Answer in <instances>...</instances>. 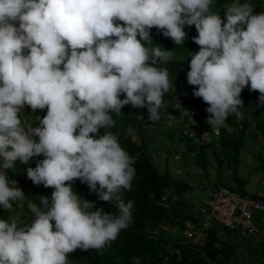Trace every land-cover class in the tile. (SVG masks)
Instances as JSON below:
<instances>
[{"label": "clouds", "instance_id": "clouds-1", "mask_svg": "<svg viewBox=\"0 0 264 264\" xmlns=\"http://www.w3.org/2000/svg\"><path fill=\"white\" fill-rule=\"evenodd\" d=\"M212 4L0 0V208L25 204L6 171L17 160L27 165L42 155L24 171L33 184L54 189L51 201L26 202L31 222L0 219V264H69L76 249L101 251L130 226L134 205L122 196L132 189L136 157L106 130L125 105L146 107L152 123L160 119L164 93L173 88L166 65L174 54L153 45L152 28L183 45L185 26H195L199 51L177 80L194 86L193 95L208 105L212 128L233 114L243 119L245 88L264 102V12L254 14L249 0H233L225 21ZM26 105L32 113L47 109L46 115L22 120ZM76 180L116 211L81 198Z\"/></svg>", "mask_w": 264, "mask_h": 264}, {"label": "trees", "instance_id": "trees-1", "mask_svg": "<svg viewBox=\"0 0 264 264\" xmlns=\"http://www.w3.org/2000/svg\"><path fill=\"white\" fill-rule=\"evenodd\" d=\"M232 2L233 0H213L211 10L219 13L226 21L224 9ZM185 31L187 39L184 44L175 45L171 38L163 36L156 28L151 29L153 45L172 50L174 54V59L166 65L173 83V90L170 88L164 93L165 107L160 110V119H163L164 113L176 114V109L172 105L174 97H177L183 105H192L193 110L188 127L196 133L206 129L208 139L202 142L194 141L189 135L183 133L180 127L172 124L177 129L178 140H184L186 149L192 154L193 162L201 167L200 170L206 171L209 162L213 161L216 185L223 184L240 194L252 196L257 188L250 192L240 187L241 178L236 175L234 167L239 160L240 147L245 139L264 134V102L260 101L258 92L245 88L241 93V99L244 102L241 109L244 113L243 119H237L233 114L228 117L223 126L217 127L218 131L214 133L212 126L207 122V118L211 115L206 112L208 105L201 98L193 95L194 86L189 84L185 92L178 87L179 75L186 76L189 71L191 53L199 51V46L192 40V37L198 35L195 26H185ZM154 66L160 67L161 65ZM123 98L121 95V99ZM137 109L131 105H125L120 116L113 114L115 125L106 130L118 137V142L130 156L136 157L134 164L136 173L132 181V189L125 191L122 196L126 203L132 201L134 205L131 224L127 229L121 230L117 239L108 247L101 251L95 249L84 251L78 248L69 254V262L71 264H262L264 262V238L258 235L261 229L263 230L262 235L264 234L262 212L254 215V221L258 226L257 232H240L213 222L205 229L201 244H192L182 240L183 221L185 219L197 220L200 216L196 206L193 209L182 201L184 194L192 187L187 180L175 177L168 168L158 170L153 164L145 151L143 138L140 137L142 128L138 125ZM141 109L147 111L146 107ZM46 111L47 109L38 110L33 114L46 115ZM128 125L134 126L139 142H132L129 136L124 135V128ZM100 131L103 134L104 129ZM35 139L38 140V137ZM254 154L259 160L258 168L264 172L262 155L259 151ZM43 158L42 155L36 157L27 165L17 160L14 169L6 170L8 176L17 181L26 198L31 197L34 191L43 185L33 184L24 170L28 166L35 167L37 160ZM222 167L231 171L229 181L217 178ZM72 187L81 198L95 201V207H102L106 212L116 211L114 206L99 200L96 193L91 192L86 183L76 180ZM166 189L174 192L176 197L167 203H160L157 199L158 194ZM44 191L47 192L48 188H44ZM262 199L264 200V195ZM10 210L0 208V219H7ZM32 219V214L26 215L18 220V225L22 226L31 222ZM162 224L164 228H161ZM170 229L175 235L170 234ZM230 233L234 234L231 238ZM236 235L239 236L237 241H235ZM255 235H258L260 240ZM254 241L257 245H254ZM250 243L252 245H249ZM238 247L242 252L240 258L237 255Z\"/></svg>", "mask_w": 264, "mask_h": 264}, {"label": "rangeland", "instance_id": "rangeland-1", "mask_svg": "<svg viewBox=\"0 0 264 264\" xmlns=\"http://www.w3.org/2000/svg\"><path fill=\"white\" fill-rule=\"evenodd\" d=\"M241 2H244V0H241ZM249 2L254 6V14L264 12V0H250ZM169 79H171V77H169ZM183 81L182 79L180 83ZM182 89H185V86ZM24 112L25 113L21 114V118L28 123L34 122L37 119L36 115L41 118L45 115L43 113L34 115L27 105L24 108ZM172 122L173 121H167L166 119H160L150 126L144 127L145 129L142 128L140 137L143 138L146 153L158 170H162L166 167L175 177L185 179L190 183L192 188L184 194L182 201L194 209L196 204H198L200 199L205 195L207 188L216 185V176L213 175L214 164L213 161H211L206 171L200 170L201 167L193 162L192 154L186 149L184 140H178L176 136L177 129L172 126ZM36 125H39V121H36ZM125 132L127 133V131ZM133 136L134 135H132V137ZM136 141L139 142L138 139ZM258 151L262 155V164H264V134H257L255 137H247L245 139L240 147L239 160L234 167L236 175L241 178L240 187L250 192L259 187H262L264 192V172L258 168L259 160L254 154ZM174 153L180 154L181 158L177 160L173 159L172 155ZM175 167L180 168L181 172L175 173L173 171ZM217 178L222 181H229L231 179V171L222 167ZM44 188V186L37 188L31 197L26 198L24 206H13L7 219L15 218L18 221L19 219H23L26 215H30L31 213L26 207V202L28 200L35 202L38 206H40V196H47L49 201H51V194L54 189L48 188L46 192ZM261 217L264 220L263 212ZM169 232L171 235H175V233L171 232V229ZM262 233L263 230L261 229L258 235L263 239L264 234L262 235ZM233 235L234 234L230 233L229 237L231 238ZM258 235L255 236L260 240ZM238 237L237 235L235 236V241L238 240ZM224 238H226V236ZM253 243L257 245V242L254 241ZM249 245H252V243ZM238 251L237 255L238 258H240L242 254L241 248H239ZM219 257L222 258V256ZM69 260L68 258V261ZM69 264L71 263L69 262ZM262 264H264V262Z\"/></svg>", "mask_w": 264, "mask_h": 264}, {"label": "built area", "instance_id": "built-area-1", "mask_svg": "<svg viewBox=\"0 0 264 264\" xmlns=\"http://www.w3.org/2000/svg\"><path fill=\"white\" fill-rule=\"evenodd\" d=\"M182 85L178 87L182 89L185 86V89H182L185 92L187 86L185 84ZM172 105L176 109V114H172L171 112L164 113V118L167 121H173L172 123L180 127L182 132L189 135L192 140L198 142L206 141L208 139V131L206 129H202L196 133L188 127L193 110L192 105L181 104L177 97L172 99ZM136 117L138 125L141 128L147 127L152 123L145 109L138 108ZM212 130L214 133H217L218 128H212ZM124 134L129 136L132 142H137L138 137L134 126H126ZM132 135L134 136L132 137ZM172 158L176 160L180 159V154L174 153ZM173 171L175 173L181 172L178 167H175ZM263 195L262 188H257L252 196L240 194L223 184L207 188L200 203L196 205V209L200 215L199 218L197 220L185 219L183 221L182 240L192 244H201L205 235V229L210 227L213 222L229 229H237L240 232H257L258 226L254 221V215L258 212H264ZM175 197L176 194L174 192L166 189L158 194L157 199L160 203H167L169 200H174ZM164 227V224H162L161 228Z\"/></svg>", "mask_w": 264, "mask_h": 264}, {"label": "crops", "instance_id": "crops-1", "mask_svg": "<svg viewBox=\"0 0 264 264\" xmlns=\"http://www.w3.org/2000/svg\"><path fill=\"white\" fill-rule=\"evenodd\" d=\"M200 201H201V199H200ZM200 203V202H199ZM197 205V204H196Z\"/></svg>", "mask_w": 264, "mask_h": 264}]
</instances>
